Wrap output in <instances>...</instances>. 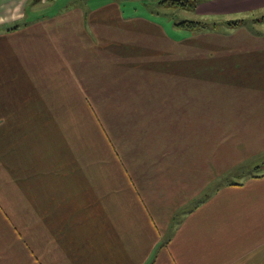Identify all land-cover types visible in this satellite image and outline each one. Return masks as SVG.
<instances>
[{
	"label": "crops",
	"instance_id": "1",
	"mask_svg": "<svg viewBox=\"0 0 264 264\" xmlns=\"http://www.w3.org/2000/svg\"><path fill=\"white\" fill-rule=\"evenodd\" d=\"M60 1L0 0V264H264V20L198 45L227 48L209 60H229L221 63L233 85L225 98L169 104L152 99L165 95L161 87L144 89L148 101L127 115L132 145L119 154L103 135L109 151L101 144L87 166L85 113L53 100L86 94L71 79L70 46L79 37L83 64H111L142 35L119 0H77L78 8ZM39 7L50 14L35 16ZM195 11L235 21L264 11V0H202ZM150 23L143 27L162 29ZM233 32L244 39L232 40ZM155 35L164 46L178 43L163 30ZM162 74L169 89L178 85L173 72ZM247 162L253 171L229 180Z\"/></svg>",
	"mask_w": 264,
	"mask_h": 264
},
{
	"label": "rangeland",
	"instance_id": "2",
	"mask_svg": "<svg viewBox=\"0 0 264 264\" xmlns=\"http://www.w3.org/2000/svg\"><path fill=\"white\" fill-rule=\"evenodd\" d=\"M76 1L77 0H62L60 1V5L64 4V7L69 8L75 7L70 5H77L76 7L78 8L79 4H77ZM116 1L117 0H89V3L91 2L89 5L91 6L93 3L96 6L101 4L102 7L104 5L108 6L109 2L115 4ZM201 1L202 0H198L196 7ZM189 3L190 2H186V7H181L178 5L173 6L171 0H119L118 5L121 11L126 14V16L133 15L135 17L132 24L135 30L134 35L138 36L141 34L142 36L135 40L132 47L117 49V58L111 64H107V61L105 64H88L87 62L83 64L81 62L83 48H80L83 46V42L78 37L76 38L77 41L71 44V57L74 56V62L70 64L71 71L73 72L71 79L75 78V82H77V80H79V82L81 81L84 88H86V94L83 96H54L53 100L55 104L64 103L65 105H70V113L72 112L74 114V112H76L79 116L85 113V118H81L80 121V123H83L80 128L82 137L80 138L79 146L82 148L83 143L85 144V151L82 153L85 154V163L87 166L93 162L94 155H97L96 157L99 158L98 154L99 151H101V144H106L100 127H103V129L110 134L109 138L114 143V146L117 148L116 151L119 154L123 152L124 148H127V145H132L130 142L131 138H128L127 132L132 134L133 128L128 127L130 120L128 121L127 115L129 116L128 113L134 106H143V103L148 101L149 97H145L146 99L143 101L144 96L141 94V91H144V89H156L161 87L160 89L165 91L164 96L161 91L158 92L159 96L154 95L152 99L167 97V102L169 104L184 103L187 105L204 107L211 103L212 100L215 103L216 100L219 101L221 98H225L226 89L233 86L232 82L221 70V63L228 62L229 60L220 56L221 59L216 60L214 64L209 61L213 51L220 53L222 51H227V48L207 49L206 47H202L203 51H201L202 49L199 48L198 45L205 39H222L219 38L221 32H226L229 26L236 25V23L244 22L248 25L251 24L250 26L255 29L252 22L256 21V19H262L264 16L261 15L264 14V11L256 15H249L248 18L241 20L223 21L224 19L221 18L212 19V17H197L195 15L196 8L194 11L188 9ZM54 7L57 8L58 5ZM54 7H50L49 9H53ZM40 8L41 7L34 10L35 16L50 14L47 12L49 10L44 12L45 10H41ZM143 19L160 25L162 29L153 28L151 31H148V29L143 27V24L150 22L144 21ZM184 20L201 22L205 27L209 28V30L193 31L174 25ZM45 22L47 21L41 23ZM56 22L57 21H55V23ZM228 23L233 24L227 25ZM258 25L260 26L259 29L264 32V23ZM154 29L158 33H161L163 30L165 39L177 41L178 43H176V46L173 47L172 44L168 43H166L165 46L162 45V41L157 39L158 37L155 35ZM59 33L61 34V32ZM66 33L67 31H64L62 34ZM213 34H217V36ZM230 36H233L232 40L244 39L240 33L233 32ZM106 47L111 48L110 44H107L104 47L102 46L98 53L103 52L104 54V50L107 51ZM163 47L166 48L165 53L163 55H158V51L164 49ZM196 51H198V55L200 53L203 54V60L194 59L189 61L191 55H195ZM86 55L89 54L87 53ZM174 57H176V59ZM106 58L108 60V57ZM230 59L232 61V58ZM211 64L212 66H217L218 69L214 70V72H210L208 68L211 67ZM164 72L174 73L173 78L178 85H175L172 90L169 89V85L166 83L163 84L164 78L162 77V73ZM158 76L162 77L160 81L157 79ZM49 103L52 104V97H49ZM91 110L97 114L99 118L98 122L93 118H88V114H90ZM147 113L148 112H142L140 116L142 119H140L139 122L146 120L144 116H146ZM73 119L74 118L71 116L69 127V134L71 135L69 138L71 142L68 141L70 144L73 142V133L75 129ZM111 125L114 126L112 136ZM83 135H85V137H83ZM52 143L55 145L54 142H51L50 149L52 148L51 150L54 152L55 148L53 149ZM65 144H67V142ZM106 147V151H109L108 144H106ZM82 149L81 151H83ZM256 161H259V159ZM252 165L253 162H247L231 170L228 175L229 180H237L239 174L244 171L248 173L252 172ZM96 167L98 166L96 165Z\"/></svg>",
	"mask_w": 264,
	"mask_h": 264
},
{
	"label": "trees",
	"instance_id": "3",
	"mask_svg": "<svg viewBox=\"0 0 264 264\" xmlns=\"http://www.w3.org/2000/svg\"><path fill=\"white\" fill-rule=\"evenodd\" d=\"M172 2V5L176 6H181V7H186V2H190L188 5L189 6V10L190 11H194L195 8H196V4L198 2V0H187V1H184V0H171ZM262 20H264V17L262 18ZM233 23H228L227 25H232ZM235 24V23H234ZM236 24H239V23H236ZM175 26L177 27H180V28H185V29H189V30H193V31H208L209 28L205 27L201 22H195V21H188V20H184L180 23H176L174 24ZM92 111V112H91ZM90 111V114H88V118H93L95 119L97 122L99 121V118L97 116V114L91 110ZM101 126V125H100ZM101 131H102V134L104 135V137H106L107 139L110 140V134H108V132L106 130L103 129V127H100ZM111 132H112V129H111ZM112 136V135H111Z\"/></svg>",
	"mask_w": 264,
	"mask_h": 264
}]
</instances>
